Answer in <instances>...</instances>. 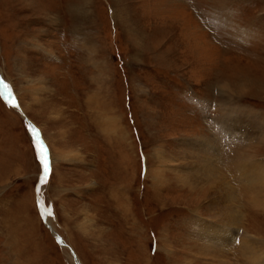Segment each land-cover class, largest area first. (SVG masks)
Listing matches in <instances>:
<instances>
[{
  "label": "rangeland",
  "instance_id": "obj_1",
  "mask_svg": "<svg viewBox=\"0 0 264 264\" xmlns=\"http://www.w3.org/2000/svg\"><path fill=\"white\" fill-rule=\"evenodd\" d=\"M0 79V264L264 258V0H0Z\"/></svg>",
  "mask_w": 264,
  "mask_h": 264
},
{
  "label": "bare ground",
  "instance_id": "obj_2",
  "mask_svg": "<svg viewBox=\"0 0 264 264\" xmlns=\"http://www.w3.org/2000/svg\"><path fill=\"white\" fill-rule=\"evenodd\" d=\"M6 86L7 87H9L10 89H12V95L11 96H14V91H13V88H12V86L10 85V84H6ZM18 109H20L19 107H18ZM23 113H24V111H23V109H20ZM22 112H20L21 114H22ZM23 116H25L24 114H22ZM233 115V114H232ZM26 119V118H25ZM235 119V118H234ZM236 120V119H235ZM227 122H228V120H227ZM236 124V123H235ZM237 125H239V124H237ZM253 126V125H252ZM237 127V126H236ZM232 128V127H231ZM251 128V127H250ZM236 131V130H235ZM235 133V132H234ZM249 133H250V131H249ZM251 135V134H250ZM248 138H249V140L252 142L253 140H251V138L252 137H249L248 136ZM253 139V138H252ZM253 143V142H252ZM200 144V143H199ZM205 144H206V148L207 147H209L208 145H207V143L205 142ZM207 152H208V150H207ZM208 154V153H207ZM208 158V157H207ZM198 159V158H197ZM204 160V159H203ZM214 160V159H213ZM206 161H207V159H206ZM194 164H196V162L194 163ZM210 164V163H209ZM194 166V165H193ZM204 166V165H203ZM201 167V166H200ZM193 168V167H192ZM203 168V167H202ZM207 168V167H206ZM207 169H210V168H207ZM215 169V168H214ZM203 172V171H202ZM206 172V171H205ZM217 172V171H216ZM208 173V172H207ZM209 173H210V171H209ZM194 174H196V173H194ZM216 175V174H215ZM182 179L183 180H180V181H182V182H184L185 184H188L189 186L190 185H194V184H196V183H202V181H205V182H212V181H215V179H212V177L209 175V174H207V175H205V176H203V177H196V176H192L191 178L190 177H182ZM219 179V178H218ZM210 185V184H209ZM221 186V185H220ZM219 186V187H220ZM225 186V185H224ZM227 186V185H226ZM205 187V186H204ZM212 187H215V185L214 186H212ZM218 187V186H217ZM38 188H41V185H39V187ZM191 188H192V186H191ZM196 188V187H195ZM221 189H223V188H221ZM42 190V189H41ZM211 190V189H210ZM218 192H220V191H218ZM224 192V191H223ZM40 193H42V191H40V192H38V199H42L41 198V196H40ZM221 194V193H220ZM223 194V193H222ZM226 194V193H225ZM220 199V198H219ZM220 201V200H219ZM216 202H217V200H216ZM224 202V201H223ZM44 203V202H43ZM229 204H230V202H229ZM210 205V204H209ZM224 206V205H223ZM210 207H213L212 209H214V211L215 212H217L216 210H215V204H213L212 203V206H210ZM222 208V207H221ZM229 208V207H228ZM223 209V208H222ZM223 213V212H222ZM221 213V214H222ZM228 214H230L231 215V213H232V211L229 209V211L227 212ZM234 217V216H233ZM216 218V217H215ZM222 218V217H221ZM217 219V218H216ZM234 219V218H233ZM221 220V219H220ZM239 220V219H238ZM223 221V220H222ZM225 221V220H224ZM234 225H235V223H234ZM237 226V225H236ZM236 229V228H235ZM203 232H205L204 231V229H203ZM233 234V233H232ZM235 234V233H234ZM205 235H208V236H211V238H210V241L212 240V241H215V243L216 244H218L219 246H224V245H226V244H228L227 243V240L226 239H224V238H221V236L218 234V233H215L214 235H213V233H211V235L206 231L205 232ZM246 235V234H245ZM55 237H57L58 239H59V242H60V244H62L63 246H65L66 244L63 242V240L61 239V238H59L57 235H55ZM205 239V238H204ZM254 239V238H253ZM253 239H249L248 240V238H247V240H246V243L244 244V245H242L241 246V249H240V251H239V253H240V255L242 256V257H244L247 261H251V263L252 262H254V263H256V264H263L262 262H264V258H262V251H261V245H260V243H258V242H256V241H254ZM258 239V238H257ZM262 240V239H261ZM260 240V241H261ZM245 242V241H244ZM232 245H233V241H232V243H231ZM242 244V243H241ZM212 247V246H211ZM210 247V248H211ZM226 247V246H225ZM221 248V247H220ZM227 250V249H226ZM225 250V251H226ZM230 251V250H229ZM231 253H232V251H231ZM210 255H211V253H210ZM211 257V256H210ZM214 259H216V258H214ZM212 260V259H211ZM224 260V259H223ZM222 260V261H223ZM249 261V262H250Z\"/></svg>",
  "mask_w": 264,
  "mask_h": 264
},
{
  "label": "snow or ice",
  "instance_id": "obj_3",
  "mask_svg": "<svg viewBox=\"0 0 264 264\" xmlns=\"http://www.w3.org/2000/svg\"><path fill=\"white\" fill-rule=\"evenodd\" d=\"M32 131L35 134V130L33 129ZM36 146L39 149V159H40V161L42 162V165H43V175L40 177V182L44 183L47 180V178H48L49 161H48V157H47V152H46L43 144L38 139H37Z\"/></svg>",
  "mask_w": 264,
  "mask_h": 264
},
{
  "label": "water",
  "instance_id": "obj_4",
  "mask_svg": "<svg viewBox=\"0 0 264 264\" xmlns=\"http://www.w3.org/2000/svg\"><path fill=\"white\" fill-rule=\"evenodd\" d=\"M3 83H4V81H2V80L0 79V84L3 85ZM38 190H39V192H40V191H41V188H39ZM38 202H39V205H40L41 209H44V208H43V204H44V203H42V202H43L42 199H38ZM43 215H44V212H43Z\"/></svg>",
  "mask_w": 264,
  "mask_h": 264
}]
</instances>
